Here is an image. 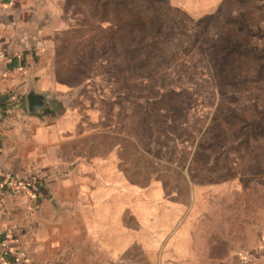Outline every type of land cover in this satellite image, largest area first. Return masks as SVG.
<instances>
[{
    "label": "rangeland",
    "instance_id": "374dc122",
    "mask_svg": "<svg viewBox=\"0 0 264 264\" xmlns=\"http://www.w3.org/2000/svg\"><path fill=\"white\" fill-rule=\"evenodd\" d=\"M65 7L44 54L59 69H46L48 86L112 134L129 199L146 206L136 218L161 220L164 240L172 234L164 255L181 264H207L208 254L210 264H264V0ZM43 53L37 48L32 60Z\"/></svg>",
    "mask_w": 264,
    "mask_h": 264
},
{
    "label": "crops",
    "instance_id": "0c3cea01",
    "mask_svg": "<svg viewBox=\"0 0 264 264\" xmlns=\"http://www.w3.org/2000/svg\"><path fill=\"white\" fill-rule=\"evenodd\" d=\"M67 2L0 0V103L26 101L0 115V177L16 173L23 178L40 170L49 175L45 198L27 188L6 200L0 247L22 264H181L164 255V241L172 234L164 240L162 221L136 218L146 206L129 199V179L117 162L112 134L78 117L65 96L48 86L51 71L46 69L55 63L44 54L57 43ZM37 48L44 53L33 61ZM51 69L59 75L57 67ZM32 86L53 97L36 114L27 106ZM154 197L161 214V189ZM66 213H75L76 222L63 221ZM203 259L210 264L209 254Z\"/></svg>",
    "mask_w": 264,
    "mask_h": 264
},
{
    "label": "trees",
    "instance_id": "16d2710c",
    "mask_svg": "<svg viewBox=\"0 0 264 264\" xmlns=\"http://www.w3.org/2000/svg\"><path fill=\"white\" fill-rule=\"evenodd\" d=\"M25 100L19 101L18 99H10L6 100L0 103V115L3 113H9L11 112L15 107L18 105L25 106ZM0 180L4 183H10L13 187H15L17 190H26L27 188H30L31 190H36L38 193V199L45 198L46 195H44V188L42 187V182L46 180L44 176H25L23 178L19 177L16 173H8L0 177ZM12 256L5 257L2 255V252L0 251V260L3 261L4 264H22L17 257L15 258L13 256V253H11ZM17 256V255H16Z\"/></svg>",
    "mask_w": 264,
    "mask_h": 264
},
{
    "label": "water",
    "instance_id": "95a60500",
    "mask_svg": "<svg viewBox=\"0 0 264 264\" xmlns=\"http://www.w3.org/2000/svg\"><path fill=\"white\" fill-rule=\"evenodd\" d=\"M52 99L53 97L51 95L39 92L34 86H32L27 94V106L29 113H39L52 101Z\"/></svg>",
    "mask_w": 264,
    "mask_h": 264
},
{
    "label": "built area",
    "instance_id": "2783aa9c",
    "mask_svg": "<svg viewBox=\"0 0 264 264\" xmlns=\"http://www.w3.org/2000/svg\"><path fill=\"white\" fill-rule=\"evenodd\" d=\"M36 191V190H35ZM19 190L13 187L10 183H4L0 180V215L4 213V205L6 200H13L17 197ZM36 195L38 193L36 191ZM33 209V208H30ZM0 251L2 255L5 257L12 256L11 251L3 246L0 247ZM0 264H4L2 260H0Z\"/></svg>",
    "mask_w": 264,
    "mask_h": 264
}]
</instances>
